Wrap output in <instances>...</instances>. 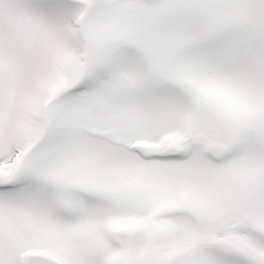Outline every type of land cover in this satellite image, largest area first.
I'll return each mask as SVG.
<instances>
[{
	"label": "snow or ice",
	"instance_id": "snow-or-ice-1",
	"mask_svg": "<svg viewBox=\"0 0 264 264\" xmlns=\"http://www.w3.org/2000/svg\"><path fill=\"white\" fill-rule=\"evenodd\" d=\"M0 264H264V0H0Z\"/></svg>",
	"mask_w": 264,
	"mask_h": 264
}]
</instances>
